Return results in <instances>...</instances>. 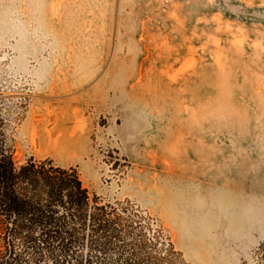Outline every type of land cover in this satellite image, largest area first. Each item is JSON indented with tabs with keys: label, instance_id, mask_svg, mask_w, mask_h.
Returning <instances> with one entry per match:
<instances>
[{
	"label": "rangeland",
	"instance_id": "rangeland-1",
	"mask_svg": "<svg viewBox=\"0 0 264 264\" xmlns=\"http://www.w3.org/2000/svg\"><path fill=\"white\" fill-rule=\"evenodd\" d=\"M0 122L173 264H264V0H0Z\"/></svg>",
	"mask_w": 264,
	"mask_h": 264
},
{
	"label": "trees",
	"instance_id": "trees-1",
	"mask_svg": "<svg viewBox=\"0 0 264 264\" xmlns=\"http://www.w3.org/2000/svg\"><path fill=\"white\" fill-rule=\"evenodd\" d=\"M13 152L0 122V264H173L160 232L91 197L75 168Z\"/></svg>",
	"mask_w": 264,
	"mask_h": 264
}]
</instances>
